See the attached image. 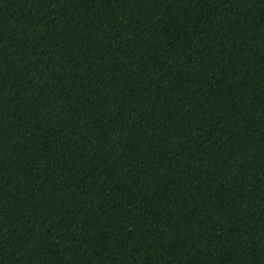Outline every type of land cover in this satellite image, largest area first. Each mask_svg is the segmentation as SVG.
<instances>
[{"label": "trees", "instance_id": "obj_1", "mask_svg": "<svg viewBox=\"0 0 264 264\" xmlns=\"http://www.w3.org/2000/svg\"><path fill=\"white\" fill-rule=\"evenodd\" d=\"M0 264H264V0H0Z\"/></svg>", "mask_w": 264, "mask_h": 264}]
</instances>
